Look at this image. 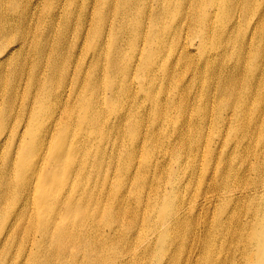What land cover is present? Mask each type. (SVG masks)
I'll list each match as a JSON object with an SVG mask.
<instances>
[{
    "label": "bare ground",
    "instance_id": "6f19581e",
    "mask_svg": "<svg viewBox=\"0 0 264 264\" xmlns=\"http://www.w3.org/2000/svg\"><path fill=\"white\" fill-rule=\"evenodd\" d=\"M258 1L264 3L81 0L79 6L90 7L97 22L89 17L87 32L80 24V44L72 49V32L64 36L80 14L78 10L72 18L76 6L72 0H12L9 5L0 0V68L2 59L27 56L26 36L42 34L43 38L34 64L21 59L16 63L18 75L14 62L9 69H0L1 126L12 110L32 137L21 161L17 157L23 142L10 132L3 139L15 150L13 163L0 159V264H234V238L247 243L242 255L247 264H264V214L255 228H245L239 236L235 231L241 229L233 221L234 205L235 209L239 205L234 201L260 189L264 192V177L256 184L239 183L242 175L230 157L234 135L229 136V131L217 144L209 135L212 126H207L203 140L199 135L200 124L212 122L217 129L224 112L234 134V110L239 103L234 101L237 73L230 59L240 51L234 39L239 35L241 12L254 11L249 21L255 19V29L247 40L240 37V44L250 47L254 41L264 42V4ZM252 2L257 8H251ZM31 20H35L33 28ZM54 40L64 41L54 49ZM108 42L114 43L110 53ZM88 43L96 51L89 59L85 58L92 55H87ZM124 43L130 53L121 54ZM25 45L27 52L21 57L17 52ZM263 47L255 45L252 54L262 55ZM41 59V78H32L41 69ZM54 67L61 71V80L43 82L51 90L42 101L36 102L38 87L27 100L29 84L38 85L46 69ZM105 82L112 89L117 115L113 124L110 110L103 105ZM138 84L144 89L134 93ZM72 85L75 98L70 102ZM85 87L88 90L79 104ZM259 90L260 103L264 87ZM250 100L251 108L257 100L254 96ZM148 109L149 114H144ZM169 109L177 111L180 119L173 120ZM193 117L198 122H190ZM239 131L249 139V153L258 156L251 166H261L264 120L249 123L242 118ZM115 143L122 165L111 191L106 184L113 182L114 170L111 176L100 175L115 166L107 158V148ZM226 143L230 147L225 158L220 149ZM131 170L138 176H131ZM137 177L139 185L133 186L131 178ZM93 185L97 194L91 199ZM254 205L259 211L264 208V197ZM146 206L157 212L145 215ZM210 210L216 216L228 213L211 225Z\"/></svg>",
    "mask_w": 264,
    "mask_h": 264
},
{
    "label": "rangeland",
    "instance_id": "374dc122",
    "mask_svg": "<svg viewBox=\"0 0 264 264\" xmlns=\"http://www.w3.org/2000/svg\"><path fill=\"white\" fill-rule=\"evenodd\" d=\"M7 2V4L9 5L10 3H12V0H5ZM73 3H76L75 7H72V18H73V14L75 12H77L78 10H80V14L78 17H75L72 19V28L70 27H66L65 29V34L64 36L67 37L69 35H71L72 32V49H74L77 45L80 44V41L78 40L77 36V31L79 30V28L81 27L80 24H83L82 31H86L87 32V27H88V21H89V17H92V21L93 22H97V16L96 15H92L91 16V8L89 7L88 9H85L84 5L79 6L81 4V0H72ZM260 3V5H263L264 3L261 1H258ZM256 6V2H252L251 3V8H254ZM257 8V6L255 7ZM254 11H248L247 14H244L243 12L239 13L240 15V19L238 20L237 24H239V29H238V37H236L234 39V41L237 42V46H240V51H238L236 54L234 52V57L232 59H230V62L234 61V66L236 67V79L234 81V101H236V103H239V107L236 108V111L234 110V134L230 131L229 128V118H227V113H223V123L218 126V128L216 129L212 122L210 124H207L206 126H203L202 124H200V130H199V135L200 138L203 140L206 135L208 134V128L207 126L210 125L212 126V131H216L215 133H213L211 135V132H209L210 134V138L213 139V141L217 144L221 142V139H223L227 132L229 131L230 134L229 136L234 135V154L230 155V157L234 160V169L240 173V175H242V178L239 179V183L240 184H249L251 181L255 182V184L260 181L261 179H263L264 177V162L261 166H256L254 167L253 165L251 166L252 163H255V161L258 159V156L251 155L249 153L250 150V146H247V142H249L248 137L245 138V134L242 135L239 131L240 126H241V122H242V118L243 120L246 122V120H248L249 123H253L256 120L258 121H262L264 120V95H263V99L261 100V102L259 103V97H260V88L264 87V52L262 55H253V49H255V45H260L261 47L264 46V42H261L259 40L257 41H252L253 43L251 44V46L249 47L247 45V43L244 44H240V37L242 38V36H244V38L247 40V38L249 37V35L254 32L255 29V19L253 18L252 21H249L251 14H253ZM68 14V12H67ZM34 21L35 20H31L30 22V28H33L34 26ZM235 22V20H234ZM62 24V23H61ZM86 33H84L85 35ZM92 34H94V32L92 31ZM42 35V34H41ZM41 35L35 36V38H33V35L30 36H26L25 40L27 42L28 45V53L27 56L24 58H18V59H14V55L11 56V60L8 62H5V59H2L3 61V66L0 69L6 70L10 68V63L14 62L15 66H14V72L16 75H18L20 69H18L17 71V66L16 63L21 61H27V63H31L34 64L35 63V59H36V54L38 49L42 46V43H40V40H42L43 38H41ZM243 39V38H242ZM46 41H50V40H46ZM62 41H58V40H54V42H56L54 44V49L61 47L62 44H60V42ZM92 40H90L91 43ZM30 42H32L31 44H29ZM109 43V53H110V48L112 47V45L114 43ZM27 45L23 46L17 53L21 54V57L24 53L27 52ZM35 46V50H33L32 46ZM236 45V44H235ZM64 47L66 48V45H64ZM264 48V47H263ZM95 48L91 47V45L88 43L87 45V51H90L89 53H87V55L89 56H85V58L89 59L90 57H95L96 56V51L94 50ZM191 50V48H190ZM135 51V50H134ZM131 51V54H134L135 52ZM198 52V50L196 51V53ZM126 53H130V49H129V44L124 43V47L121 49V54H126ZM154 53V47L152 48V50L150 51V54ZM199 53V52H198ZM100 58V57H99ZM204 63H201V65ZM43 60L41 59V69L38 73L36 74H32V78H41V73L43 71ZM51 80L53 84H56L58 81L61 80V71L54 67L51 71L49 69H46L45 71V75L44 78L41 79V82L34 86L32 83L29 84L27 91L28 92V99L29 101H31L33 94L35 93V87H38V94H37V98H36V102L42 101L43 95L45 93H49V90H51V87H44L43 86V82L47 81V80ZM94 80V79H93ZM107 88L106 89V93L104 95V107L105 109L109 112L110 110V120L111 123L113 124L116 119H117V115H115V109L113 107V102H112V89H110V87H108V82H105ZM53 86V85H52ZM142 87L139 86V84L137 86L134 87V93L135 91H141ZM81 95L77 101H79V104L83 103L86 91L88 90L87 87L81 89ZM111 92V93H110ZM142 92V91H141ZM75 94V90L74 87L72 85V95L70 94V102H72L75 98L74 96ZM255 97V99L257 100V102H255L253 104V106H251L250 108V103L252 102V100H250L251 97ZM17 101H15V99L11 100V103L16 104ZM71 106V105H70ZM80 107L82 105H79ZM148 105L146 104V109H147ZM33 108V106H32ZM31 108V110H32ZM34 109V108H33ZM127 111V110H125ZM149 114V109L148 110H144V114ZM8 114L11 116L8 120H6V123L4 126H1L0 123V159L2 160V163L5 162L6 159H8L11 163H13V158H14V150H15V146L14 144H9V143H5L4 136L6 135V133L10 132L11 136L13 138H18L20 142H23V145L21 147V151L18 154V161H21V155L22 153L25 151L26 146L32 141V137H31V133L27 131V129L23 128V120L19 119L20 116H16L15 112L12 110L8 111ZM169 115L171 118H173V120H179L180 117L177 115V111H175L174 109H169ZM167 119V115L165 114V119ZM189 120V116L187 118ZM208 121V120H207ZM190 122H198V119H196L195 117L191 118ZM178 121L176 123V127L178 125ZM13 124V125H12ZM79 124L83 127L85 125L83 116H82V111H80V118H79ZM196 125V124H195ZM21 129V132H19L17 134V130L19 128ZM196 127V126H195ZM26 130L25 134L22 136L23 131ZM87 131V130H86ZM125 132H128V128ZM130 132V130H129ZM259 133H262V127L259 129ZM130 135L131 138V134L127 133L125 136ZM144 140V139H143ZM19 141L16 143L18 144ZM244 141L245 144L243 145V147L241 146V142ZM133 143V141H132ZM258 146V145H257ZM230 147V143H226V145L220 149V154L224 157V154L226 153V150ZM123 149L122 145H120V150ZM142 156L146 155V151H147V147H146V140H144V145L142 147ZM258 150V149H257ZM214 151L217 153V150L214 148ZM227 154L225 155V158L227 157ZM120 156V157H118ZM113 159L115 161V166L114 168H112V166L110 167V171H106L104 172V175H100V176H106V175H110L113 173V170L115 172V177L113 179V182L109 185L108 183L106 184V189L111 188V191H114V182H116V179L118 177V169L121 167L122 165V156L119 153L118 154V148L116 147V143L113 146H110L107 148V158ZM143 160V158H141ZM261 159V157H260ZM263 159V158H262ZM9 170V168H8ZM127 172V171H126ZM130 173H132L131 176H135L137 174H139L138 171L136 170H131ZM150 173V172H149ZM149 173H146L147 177L149 175ZM138 176V175H137ZM99 177L96 181V187H99ZM139 180L140 177H137L135 179L131 178V181L133 182V186H138L139 185ZM152 182V181H151ZM91 184V183H90ZM125 190H130L128 185L124 186ZM118 191H123L122 189H118ZM97 194L96 188L93 185L92 188V198L93 199L95 197V195ZM245 195V194H244ZM264 197V192L260 190H258L255 194L253 192L250 193V196H244L243 198L239 199L238 201H234V203H238L239 205L236 207L235 209V205H234V225L239 226L241 229V233L235 231V235H240L242 234L243 230H245V228H255V225L258 223V219L257 218H261L263 217L264 214V208L263 206L261 207L260 211L257 209V207L254 205L256 202L263 200ZM90 199V200H91ZM233 207V205H231L230 207H228V209L230 210ZM225 207H220V210L223 211ZM97 212V211H96ZM92 216L95 217L96 213ZM145 215H150V214H155L157 212V210L153 209L152 207L146 206L144 209ZM218 212V211H217ZM216 212H213V210H210L209 213L207 214V222L214 223L218 220H222L223 217L228 213V212H224L219 214V216L214 215ZM214 228H213V231ZM247 245V243L244 244H240L237 242L236 238H234V264H247L248 262L242 257V255L244 254V250H245V246ZM78 259L79 256L77 257ZM250 259H251V255H250ZM249 259V260H250ZM255 260V258L253 259V261ZM252 261V262H253Z\"/></svg>",
    "mask_w": 264,
    "mask_h": 264
}]
</instances>
